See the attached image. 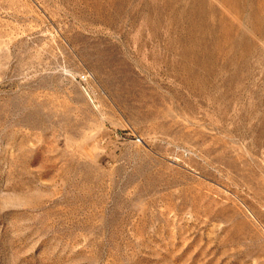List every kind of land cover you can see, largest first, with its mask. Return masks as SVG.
I'll return each instance as SVG.
<instances>
[{
  "label": "rangeland",
  "instance_id": "obj_1",
  "mask_svg": "<svg viewBox=\"0 0 264 264\" xmlns=\"http://www.w3.org/2000/svg\"><path fill=\"white\" fill-rule=\"evenodd\" d=\"M0 264H264V0H0Z\"/></svg>",
  "mask_w": 264,
  "mask_h": 264
}]
</instances>
